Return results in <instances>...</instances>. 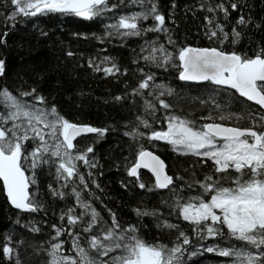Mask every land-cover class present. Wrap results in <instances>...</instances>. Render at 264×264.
Here are the masks:
<instances>
[{"label":"trees","instance_id":"16d2710c","mask_svg":"<svg viewBox=\"0 0 264 264\" xmlns=\"http://www.w3.org/2000/svg\"><path fill=\"white\" fill-rule=\"evenodd\" d=\"M15 1L0 0V91L94 132L76 140V167L66 174H56L57 158L34 138L23 142L12 133L23 153L38 154L35 210L13 208L0 180V264H50L57 243L76 257L74 239L84 247L81 264H125L140 245L168 254L177 244L166 264H232L235 251L246 257L237 264H264L263 226L254 242L223 218L197 221L183 210L253 181V168L222 169L155 137L177 120L197 131L220 122L264 133V110L211 82H182L178 61L187 46L264 57V0H107L86 14L18 12ZM122 13L134 21L124 24ZM2 103L0 97V110ZM7 126L0 120L10 136ZM145 148L165 160L173 176L167 189L146 171L130 176ZM258 179L264 182V164ZM93 236L102 245L92 247Z\"/></svg>","mask_w":264,"mask_h":264},{"label":"rangeland","instance_id":"374dc122","mask_svg":"<svg viewBox=\"0 0 264 264\" xmlns=\"http://www.w3.org/2000/svg\"><path fill=\"white\" fill-rule=\"evenodd\" d=\"M47 2L49 0H16V11L32 12ZM120 18L124 24L128 25L134 21L135 17L122 13ZM261 84L264 86V83H259L260 88ZM0 97L3 101L0 120L5 126L8 125L6 128L10 131V136L2 134L0 139V147L3 150L20 149L19 142L12 138V133L23 142L34 138L43 149V153H52L59 158L57 161L58 171L66 174L68 170L74 168L76 157L73 151L74 143L66 141L64 138L67 123L50 110L27 103L20 98L18 100L6 90L0 91ZM164 132L167 134L168 144L178 152L206 155L213 159L219 168H226L230 165L253 168L256 175L253 181L234 186L229 191L214 196L208 203L190 202L184 206L183 210L186 218L192 220L199 221L207 218L210 221H218L223 218L236 235L257 242L253 231L257 226L264 227V182L258 179V173L264 164V133L260 134L257 146L254 136L215 140L207 133L197 131L180 120L172 122ZM37 160L36 150L27 151L23 158L32 182ZM102 242L101 239L94 238L91 246L102 245ZM72 243V246L78 249L76 257L65 255L60 245L56 244L50 250V264L86 262L87 258H85L84 249H82L84 247L75 239ZM211 249L219 250L214 247H210ZM176 250L177 248L173 249L170 255L163 256L159 248L154 245L141 246L137 255L128 257L125 264H164L173 257ZM234 255L236 262H232V264H237L246 258L243 252L235 251ZM78 257H80L79 261ZM227 262L216 264H226Z\"/></svg>","mask_w":264,"mask_h":264},{"label":"water","instance_id":"95a60500","mask_svg":"<svg viewBox=\"0 0 264 264\" xmlns=\"http://www.w3.org/2000/svg\"><path fill=\"white\" fill-rule=\"evenodd\" d=\"M104 1L106 0H50L43 9L80 12ZM179 61L183 69L180 74L181 80L196 83L211 81L217 86L237 92L239 96L264 110V92L258 86L259 82H264V57L255 56L243 60L240 55L224 52L219 48L187 46L180 52ZM206 130L224 139L254 136L255 144L259 145L260 134L253 128L208 124ZM88 131L89 127L71 125L67 128L66 138L70 139ZM2 134L0 129V138ZM139 170L150 172L160 189H166L172 184V177L166 170L164 160L152 151L146 150L141 153L138 163L131 169V174L136 176ZM0 177L5 182L6 190L13 201L21 208H28L29 183L20 167L19 152L8 154L0 147Z\"/></svg>","mask_w":264,"mask_h":264},{"label":"bare ground","instance_id":"6f19581e","mask_svg":"<svg viewBox=\"0 0 264 264\" xmlns=\"http://www.w3.org/2000/svg\"><path fill=\"white\" fill-rule=\"evenodd\" d=\"M107 1V0H106ZM106 1H104L103 3H101L100 5H94V6H92V7H90V8H88V9H86V10H83V11H80V12H70V13H76V14H83V13H88V11L89 10H91L92 8H94V7H98V6H102ZM16 2V1H15ZM49 2H50V0H49ZM49 2H47V3H44V4H42V5H40V6H38L37 7V9H35L34 11H32L33 13L35 12V13H41V12H45V11H51V9H43V7L44 6H46V5H48V3ZM53 11H55V10H53ZM181 52V51H180ZM180 52H178L179 54H180ZM179 54H178V61H179ZM252 59V58H251ZM243 60H248V59H243ZM179 66H180V72H179V79L181 80V78H180V74H181V72H182V67H181V65H180V61H179ZM182 82H184V83H188V84H200V83H205V82H211V81H205V82H200V83H196V82H188V81H183V80H181ZM212 83V82H211ZM259 83H264V82H259ZM212 84H214V83H212ZM215 85V84H214ZM215 86H217V85H215ZM259 86V85H258ZM219 87H221V86H219ZM223 88H225V87H223ZM260 88V87H259ZM261 89V88H260ZM262 90V89H261ZM263 92H264V90H262ZM10 93V92H9ZM237 93V92H236ZM238 94V93H237ZM16 97V96H15ZM241 97V96H240ZM18 100H19V98L18 97H16ZM28 103V102H27ZM32 104V103H31ZM36 105V104H35ZM3 123V122H2ZM208 124H220V125H224V126H229V127H236V128H243V127H240V126H234V125H227V124H224V123H220V122H207L205 125H204V128H203V132H205V133H207L208 135H210L213 139H215V140H224V138H221V137H219V136H216V135H214V134H211L210 132H208L207 130H206V126L208 125ZM4 125V124H3ZM84 126V127H89V131L87 132V133H84V134H80V135H78V136H76V137H72V138H70V139H67L66 138V131H67V128L69 127V126ZM67 128H66V131H65V135H64V138H65V140L66 141H72L73 143H74V145H75V143H76V140L78 139V138H80V137H82V136H86V135H89V134H92L93 132H94V129H93V127L91 126V125H89V124H77V123H69L68 124V126H67ZM246 129H252V128H246ZM254 129V128H253ZM167 130V129H166ZM256 130V129H255ZM201 131V130H200ZM201 131V132H202ZM258 132V131H257ZM259 133V132H258ZM259 134H261V133H259ZM160 135H164L165 137H161ZM155 137L157 138V139H159V140H162V141H167L168 142V140H167V134L164 132V131H159V132H157L156 133V135H155ZM2 138V137H1ZM0 138V139H1ZM20 148V147H19ZM2 149V148H1ZM76 150V149H75ZM146 150H149V151H152L153 153H155L156 155H158L155 151H153L152 149H148V148H145V149H142L141 151H140V153L138 154V156H137V158H136V161H135V163L131 166V168L129 169V174H130V176H132V177H134V178H136V179H138L139 177H140V173L142 172V171H146V170H139V172H138V174L135 176V175H132L131 174V169L138 163V159H139V156L141 155V153L142 152H145ZM74 151V150H73ZM4 152L5 153H13V152H19V154H20V167L22 168V170L25 172V174H26V176H27V179H28V183H29V193H30V196H29V198H28V200H27V207L28 208H21V207H19L16 203H15V201H13V199L10 197V195L8 194V192H7V187H6V185H5V182L1 179V177H0V180H1V182H2V185H3V189H4V193H5V195H6V197H7V200H8V202L10 203V205L13 207V208H15V209H17V210H19V211H21V212H32V211H34L35 210V205H34V203H33V200H32V197H31V192H30V189H31V183H33L32 182V180H31V177H30V172L28 171V169H27V166H26V164H25V162H23V158H24V155H25V153H23L22 151H21V149H16V150H12V151H8V150H4ZM74 152H76V151H74ZM48 154H50V156H54L55 158H57V160L59 159L57 156H55V155H53L52 153H48ZM78 154H79V156L81 157V151H79L78 152ZM196 154V153H195ZM42 155V154H41ZM44 155V154H43ZM159 157H161L160 155H158ZM46 157V156H45ZM162 158V157H161ZM163 159V158H162ZM48 160V159H47ZM164 160V159H163ZM46 161V160H45ZM44 161V162H45ZM164 162H165V160H164ZM216 163V162H215ZM165 164H166V162H165ZM217 164V163H216ZM81 165V164H80ZM218 166V165H217ZM76 167V164L74 165V168ZM79 167V166H78ZM219 167V166H218ZM73 168V169H74ZM56 169V168H55ZM73 169H70V170H68V172H66V173H69V172H72L73 171ZM223 169V168H222ZM78 170V169H77ZM166 170H167V164H166ZM35 171V170H34ZM56 171V174H57V172H59L58 171V169L57 170H55ZM76 171V170H75ZM80 171V170H79ZM82 171V170H81ZM146 172H148V171H146ZM167 172H168V170H167ZM81 173V172H80ZM148 173H150V172H148ZM151 174V173H150ZM168 174H169V172H168ZM170 175V174H169ZM34 176V175H33ZM73 176V175H72ZM152 176V175H151ZM171 177H172V183H173V176L172 175H170ZM61 177V176H60ZM153 177V176H152ZM153 179H154V183H155V185H156V187L157 188H159L158 187V185H157V183H156V180H155V178L153 177ZM172 185V184H171ZM170 185V186H171ZM169 187V186H168ZM167 187V188H168ZM166 188V189H167ZM160 189V188H159ZM184 209V208H183ZM94 238H98V237H96V236H93L92 238H91V242H93V239ZM99 239V238H98ZM90 242V243H91ZM58 244V243H57ZM54 245H56V244H54ZM54 245H52V246H54ZM141 246H149V245H140V246H138V248H137V251H138V249L141 247ZM179 245L177 244V245H175L174 247H172L171 249H170V251L168 252V254H163L162 252H161V250H160V252H161V254L163 255V256H168V255H170L172 252H173V249H175V248H177V250L180 248V247H178ZM209 248V250H210V247H208ZM177 250L175 251V253L177 252ZM212 250H215V249H211L210 251H212ZM175 253L173 254V257H174V255H175ZM135 256L137 255V252H136V254H134ZM131 256H133V254L132 255H130L129 257H131ZM173 257L171 258V259H169L167 262H169V261H171L172 259H173ZM166 262V263H167ZM166 263H164V264H166Z\"/></svg>","mask_w":264,"mask_h":264}]
</instances>
